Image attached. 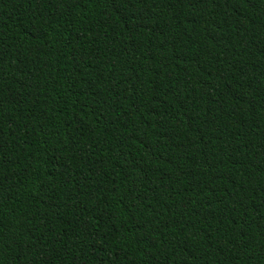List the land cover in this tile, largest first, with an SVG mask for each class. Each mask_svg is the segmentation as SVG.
<instances>
[{
  "label": "trees",
  "instance_id": "obj_1",
  "mask_svg": "<svg viewBox=\"0 0 264 264\" xmlns=\"http://www.w3.org/2000/svg\"><path fill=\"white\" fill-rule=\"evenodd\" d=\"M0 264H264V0H0Z\"/></svg>",
  "mask_w": 264,
  "mask_h": 264
}]
</instances>
